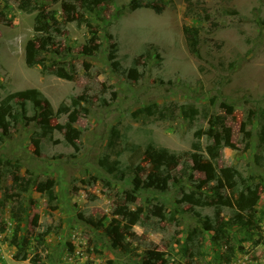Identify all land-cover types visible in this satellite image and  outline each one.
Instances as JSON below:
<instances>
[{
  "label": "rangeland",
  "instance_id": "1",
  "mask_svg": "<svg viewBox=\"0 0 264 264\" xmlns=\"http://www.w3.org/2000/svg\"><path fill=\"white\" fill-rule=\"evenodd\" d=\"M64 1L0 0V102L37 88L53 107L48 116L26 102L0 128V264H264V0H67L80 24ZM38 8L60 24L48 58L72 79L25 63ZM185 25L199 29L198 56ZM227 129L230 144L212 155ZM150 143L180 157L164 189L145 183ZM194 153L219 173L235 168L238 190L206 180ZM250 190L259 198L239 199ZM120 206L141 208L139 223Z\"/></svg>",
  "mask_w": 264,
  "mask_h": 264
},
{
  "label": "trees",
  "instance_id": "2",
  "mask_svg": "<svg viewBox=\"0 0 264 264\" xmlns=\"http://www.w3.org/2000/svg\"><path fill=\"white\" fill-rule=\"evenodd\" d=\"M91 3V8L101 4L105 0H81ZM136 0L132 1V7L135 8L139 6ZM148 6L156 9V11L161 12L163 10L162 5L157 4H148ZM45 11L41 8H38V13L35 16L34 20V37L31 41L27 42L25 45L24 56H25V63L29 67L40 66L41 71L43 73H50L54 74L61 78L72 79L73 75L67 68V66L61 65L57 62L56 58L50 59L48 55L50 53H57L55 50L56 44V34L59 33L60 24H58L57 20L54 16H50L49 14H45ZM64 12L66 14L67 21H77V23L85 22V20L80 19L74 15L75 7L72 6L71 2L67 3V0L64 1ZM184 33L187 38V43L189 47V51L198 56L199 55V29L197 27L185 25ZM92 36L89 38V42H94L93 38L96 36L95 32L91 30ZM116 45V44H114ZM115 46L112 47V49ZM83 52L88 55L94 54V46L92 44H85L83 48ZM109 60L111 61V65L115 71H119L122 69L120 61L117 59V54L113 51L109 53ZM136 62L134 61V66L130 68V71L136 72ZM26 102H31L34 108L45 115H50L53 113V107L49 103L47 97L37 88H28L24 90H18L13 93L7 95L4 99L0 102V128L7 129L9 127V121L7 120V116L13 117L14 120H17L20 114L24 113L26 109ZM73 102L76 103V99H73ZM21 110H19V109ZM66 106L61 104L58 108L59 111H65ZM262 116L264 117V110L262 112ZM77 116L75 115V111L71 113V120L75 121ZM221 134H216V145L210 146V152L212 155L219 147L227 146L230 144V131L227 129L226 134L224 136H220ZM225 139V143L221 144V140ZM260 141L264 144V121L261 122L260 128ZM219 146V147H218ZM146 153L149 155L150 160L152 162V170L147 176V180L145 181L146 185L155 186L160 189H164L167 186L168 180L172 177L171 171L172 166L177 164L179 160V155L173 152H170L166 147H157L154 144L150 143L146 147ZM195 164L198 166L199 169L205 172L206 180H216L223 182V179L226 181V186L231 188L233 192L238 190L237 182H239L238 176L239 172L232 167H223L220 170V173L215 169L213 163L210 160H203L201 156L197 153L193 154ZM139 182V180H136ZM40 190H42V186L40 185ZM50 195L53 196L51 190ZM193 194H187L186 198L194 201L195 203H201L199 200L193 198ZM253 197L254 199L259 198L258 192L256 190H250L248 196L244 194V192L239 193V199L242 201L247 202V198ZM228 204H231L229 200H227ZM117 213L123 215L127 220L130 221L132 224H137L140 221L141 217V208L137 210H129L126 206H120L117 208ZM251 215L250 220L241 219L239 212H236L234 218L232 220L236 222H243L242 224H250L252 223ZM15 217L17 220V226L15 228V235L18 234L20 230V222L22 219V215L20 212H15ZM4 225L0 222V231L4 230ZM108 230L112 233V237L114 240H121L122 234L119 231V226L110 224L108 226ZM150 258L158 259V252L150 251ZM21 259H27V256L24 255ZM150 264H156L155 262L150 261Z\"/></svg>",
  "mask_w": 264,
  "mask_h": 264
}]
</instances>
